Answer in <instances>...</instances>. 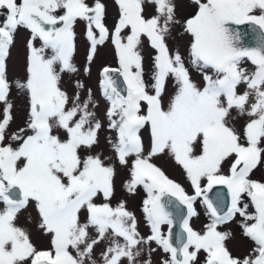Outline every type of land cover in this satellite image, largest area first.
<instances>
[{
	"label": "rangeland",
	"instance_id": "rangeland-1",
	"mask_svg": "<svg viewBox=\"0 0 264 264\" xmlns=\"http://www.w3.org/2000/svg\"><path fill=\"white\" fill-rule=\"evenodd\" d=\"M135 1L140 25L130 30L127 23L122 38L126 70L142 88L138 112L153 118L154 139L146 125L136 145L125 148L128 124L123 115L128 104L109 103L100 92L98 67L113 64L114 58L108 39L99 41L105 54L98 45L91 47L90 25L109 30L115 18L110 0H62L76 18L60 43L36 48L31 82L22 77L20 40L4 59L8 90L0 99V154H12L14 170H24L34 189L46 193L36 194L8 218L0 214V264H27L30 253L39 255L36 250L52 247L57 237L65 241L73 264H172L152 242L153 231L162 233L164 223L146 220L137 208L157 191L138 184L143 178L137 171L145 177L161 171L166 181L185 190L188 180L183 185V176L188 177L194 165L202 166V177L220 175L231 163L249 159V149L259 148L261 156L249 176L264 184V78L257 77L259 71L245 57L218 70L196 56L197 13L211 0ZM215 1L229 15L253 12L264 17V0ZM53 4L51 15L58 16ZM96 9L102 14L99 22L92 14ZM30 83L40 85V94L50 104L44 136L30 133ZM108 95L113 96L112 91ZM101 175L110 182L108 189L100 179L94 183L93 177ZM76 179L81 188L63 195L71 192ZM89 187V198L79 199ZM76 194L74 214V209L58 214L56 207ZM95 202L107 207L108 214L90 206ZM229 237L224 229L207 232L205 240L210 245Z\"/></svg>",
	"mask_w": 264,
	"mask_h": 264
},
{
	"label": "flooded vegetation",
	"instance_id": "flooded-vegetation-1",
	"mask_svg": "<svg viewBox=\"0 0 264 264\" xmlns=\"http://www.w3.org/2000/svg\"><path fill=\"white\" fill-rule=\"evenodd\" d=\"M53 2V8L55 12L59 13L58 16L51 15L50 6ZM110 3L115 7L114 22L108 28V31L99 29L95 23H91L90 44L91 47L92 44L98 45L102 54H105L102 48L103 44L99 41L108 39L111 45L114 63L99 65L97 70L98 81L100 92L107 99V102L113 103L120 100L128 104L123 115L128 125L125 131L122 130L126 139V148L136 145L134 141L140 137L139 133L146 125L149 126L150 130H153L152 138L154 139L155 127L153 126L154 120L149 113L146 112V116L139 114L138 109L143 94L142 88L136 79L133 77H131L132 79L128 78L126 70L128 64L122 38L125 35L127 23L130 25V30L136 29L140 25L138 23V3L135 0H110ZM61 4L62 0H7L6 2L0 0V99L4 97L8 90L4 73V59L12 51L11 48L15 42L20 40L23 45L22 77L24 76L25 82H28V79L30 81L29 70L32 69L34 63L36 48H40L41 44L49 46L54 42L59 41L60 43L61 37L66 35L65 32L75 20L76 14L68 8H64ZM219 7L225 19L239 21L249 19L259 29L264 30V17L253 12L244 16L229 15L224 6L219 4ZM23 11H25L24 19L20 18ZM41 11L45 12L51 19H63L59 31L50 38H46L39 30L32 27L36 22H40ZM92 14L99 22L102 17L100 16L102 15L100 10L96 9L92 11ZM198 18L200 22L197 35L199 30L206 25L203 18ZM45 26L44 21L42 27ZM39 27L42 29L41 26ZM146 34L150 35L148 31ZM30 44L31 48L29 50ZM196 56L206 67L218 70H223L231 66L232 63H238L245 57L259 71L254 72L257 77L264 78V59L255 61L249 55L244 54L235 56L226 62L223 67L218 68L205 61L197 52ZM108 70L116 72L108 75L111 83L104 75V72ZM117 77H120V79L123 77V82L127 86L126 93L122 92L123 94H120L112 88L119 86L120 82L122 83V80L117 79ZM30 84L33 87L31 91H28L30 106L27 113L31 125L30 133L34 137L35 135L44 136L49 131L50 104L40 94L42 90L40 85ZM109 90L112 91L113 96L109 97ZM110 99L111 101H109ZM107 119L110 121L113 118L108 114ZM1 123L0 126L3 124ZM1 136L2 131L0 129V138ZM29 146L31 148V144ZM12 156V154H0V214L5 213L4 217L7 218L10 217L11 212L26 208L30 199H36V194L45 196L46 193L41 189H34L35 185H33L32 179L27 173L25 175L24 170H14ZM260 156L261 150L259 148L258 151L249 149V159L238 160L235 164L231 163L230 168L225 171L221 170L222 174L220 175L212 173L206 177L201 176L202 166L194 165L191 174L188 177L183 176V185L188 180L185 190L176 183L166 181L165 175L161 171L157 175L151 173L146 177L137 171L139 179L143 178L142 181H138V184L157 190L156 193L146 196L144 206L143 203L142 206L137 207L141 214L147 216L146 220L152 223L161 222V225L164 223L160 229L162 233H159L156 229L152 234V242L155 243L156 251L168 257L172 264H264V219L260 218V216H264V184L261 181H253L249 176L256 167L255 165ZM197 169H199V175ZM196 173L200 179H197ZM98 179H100V182H105L103 187L108 189V183L110 182L107 181L106 176L93 177L94 183ZM201 181L205 182L201 184L199 183ZM83 183V178H81L80 184L82 186ZM78 185L76 179L73 181L71 192L63 195H71L76 189L81 188ZM15 188L18 190L17 194H14ZM89 189L80 192L78 194L79 199H82L83 196V199H86V195L89 198L93 191ZM165 193H167V197L158 201L157 199ZM16 195L17 197L23 195V198L15 200ZM76 197L77 194L69 198L64 204L57 206L56 211L58 214L73 210L76 205ZM155 202L156 208L154 210ZM147 204H149V209ZM93 205L99 206L102 210L104 208L97 202L90 204V206ZM107 209V207L104 208L108 214ZM74 211L75 209L72 214H74ZM47 216L50 217L51 214ZM232 221H237L236 225L231 224ZM224 229L230 234L229 240L210 245L206 244L205 236L207 232L222 231ZM204 247H206V250ZM36 251L39 255L35 256V254L30 253L27 264H34L38 259H48L55 264H73L70 255L67 253L66 243L61 237L55 238L52 247H43Z\"/></svg>",
	"mask_w": 264,
	"mask_h": 264
},
{
	"label": "water",
	"instance_id": "water-1",
	"mask_svg": "<svg viewBox=\"0 0 264 264\" xmlns=\"http://www.w3.org/2000/svg\"><path fill=\"white\" fill-rule=\"evenodd\" d=\"M24 16L25 11L22 12L20 18L24 19ZM199 17L206 21V25L199 30L196 50L208 63L221 68L235 56L244 54L249 55L255 61L264 59V30L259 29L254 22L249 21V19L244 21L225 19L220 7L214 2H207L199 11ZM39 19L40 22H36L32 27L39 30L46 38L54 36L63 23V19H51L43 11H41ZM44 21L46 26L43 28L42 23ZM112 73L116 72L113 70L104 72L109 83H111V79H108V75ZM117 79H120V77H117ZM120 80H122V83L119 81L120 85L112 88L123 94L122 92H127V86L123 82V77ZM17 193L18 190L15 188L14 194ZM166 197L167 193L162 194L157 200L160 201ZM21 198H23V195H19V197L16 195L15 200H21ZM155 208L156 202L154 210ZM260 218L264 219V216H260ZM34 264L55 263L47 259H39Z\"/></svg>",
	"mask_w": 264,
	"mask_h": 264
}]
</instances>
